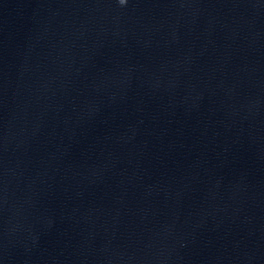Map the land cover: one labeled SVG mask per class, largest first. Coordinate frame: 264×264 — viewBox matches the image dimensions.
<instances>
[{
	"label": "water",
	"instance_id": "95a60500",
	"mask_svg": "<svg viewBox=\"0 0 264 264\" xmlns=\"http://www.w3.org/2000/svg\"><path fill=\"white\" fill-rule=\"evenodd\" d=\"M0 264H264V0H0Z\"/></svg>",
	"mask_w": 264,
	"mask_h": 264
},
{
	"label": "clouds",
	"instance_id": "9594fccd",
	"mask_svg": "<svg viewBox=\"0 0 264 264\" xmlns=\"http://www.w3.org/2000/svg\"><path fill=\"white\" fill-rule=\"evenodd\" d=\"M119 4H120L121 6H126V4H127V0H119Z\"/></svg>",
	"mask_w": 264,
	"mask_h": 264
},
{
	"label": "snow or ice",
	"instance_id": "6c2138e0",
	"mask_svg": "<svg viewBox=\"0 0 264 264\" xmlns=\"http://www.w3.org/2000/svg\"><path fill=\"white\" fill-rule=\"evenodd\" d=\"M128 3H129V0H127V4H128ZM127 4H126V5H127Z\"/></svg>",
	"mask_w": 264,
	"mask_h": 264
}]
</instances>
